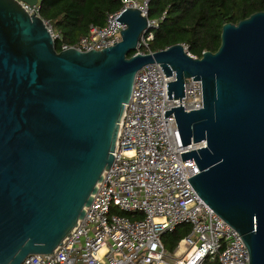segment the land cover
<instances>
[{
  "label": "water",
  "instance_id": "1",
  "mask_svg": "<svg viewBox=\"0 0 264 264\" xmlns=\"http://www.w3.org/2000/svg\"><path fill=\"white\" fill-rule=\"evenodd\" d=\"M0 0V264L54 253L71 234L113 164L120 122L136 73L157 62L182 152L199 172L200 197L241 235L249 264H264V10L222 26L216 51L184 44L137 53L149 15L125 7L121 39L102 49L57 50L40 14ZM188 77L202 83L203 106L185 110Z\"/></svg>",
  "mask_w": 264,
  "mask_h": 264
},
{
  "label": "built area",
  "instance_id": "2",
  "mask_svg": "<svg viewBox=\"0 0 264 264\" xmlns=\"http://www.w3.org/2000/svg\"><path fill=\"white\" fill-rule=\"evenodd\" d=\"M123 7L109 13L103 26L91 25L88 34L61 49H102L121 39L123 23L116 21L125 7L148 14L149 0H122ZM30 13L40 14V5L22 2ZM45 24L54 40L62 39L49 21ZM158 20L149 18V30L136 51L152 52L149 42ZM186 51H188L185 46ZM167 77L159 63L145 65L135 76L133 92L120 122L112 166L98 186L86 215L54 253L28 255L21 264H249L248 249L239 234L197 193L188 178L199 172L194 159L182 152L205 146V141L183 145L174 112L180 98H168ZM181 105L187 110L203 106L202 83L188 77ZM118 211H126L131 217ZM189 224L173 254L167 252L162 235L180 224Z\"/></svg>",
  "mask_w": 264,
  "mask_h": 264
},
{
  "label": "trees",
  "instance_id": "3",
  "mask_svg": "<svg viewBox=\"0 0 264 264\" xmlns=\"http://www.w3.org/2000/svg\"><path fill=\"white\" fill-rule=\"evenodd\" d=\"M122 7V0H41L40 15L61 33L62 39L56 40L59 51L62 44H76L88 34L91 25H105L107 15ZM262 10L264 0H149V18L158 20L149 49L158 51L182 43L193 55L201 57L205 51L218 49L225 23H238ZM118 212L131 217L129 212ZM190 231L191 226L184 223L165 232L162 241L167 252L173 254ZM206 264L220 262L215 259Z\"/></svg>",
  "mask_w": 264,
  "mask_h": 264
}]
</instances>
